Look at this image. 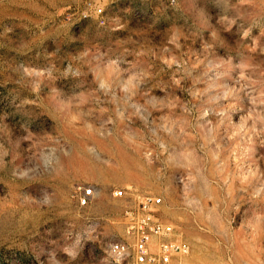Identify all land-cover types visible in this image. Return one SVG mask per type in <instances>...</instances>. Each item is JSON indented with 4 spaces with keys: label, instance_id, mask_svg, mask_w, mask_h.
<instances>
[{
    "label": "rangeland",
    "instance_id": "obj_1",
    "mask_svg": "<svg viewBox=\"0 0 264 264\" xmlns=\"http://www.w3.org/2000/svg\"><path fill=\"white\" fill-rule=\"evenodd\" d=\"M135 194L264 264V0H0V264H113Z\"/></svg>",
    "mask_w": 264,
    "mask_h": 264
},
{
    "label": "built area",
    "instance_id": "obj_2",
    "mask_svg": "<svg viewBox=\"0 0 264 264\" xmlns=\"http://www.w3.org/2000/svg\"><path fill=\"white\" fill-rule=\"evenodd\" d=\"M127 190H115V198H124ZM93 188H82L79 205L88 206L94 199ZM122 223L126 239L112 243L107 253L113 264H174L175 260L190 254V246L175 240L176 229L166 224L159 215L162 199L151 195H134Z\"/></svg>",
    "mask_w": 264,
    "mask_h": 264
}]
</instances>
